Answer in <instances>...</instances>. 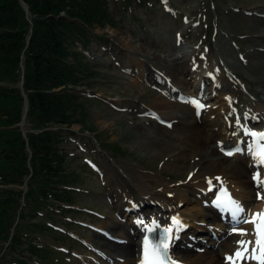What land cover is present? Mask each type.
<instances>
[{
  "label": "rangeland",
  "instance_id": "1",
  "mask_svg": "<svg viewBox=\"0 0 264 264\" xmlns=\"http://www.w3.org/2000/svg\"><path fill=\"white\" fill-rule=\"evenodd\" d=\"M105 1L112 20L102 22L100 25L95 24L91 29H87L90 41L84 46L86 49L79 43L77 47L75 46V50L83 53V60L88 62L95 73L87 77L84 85L79 88L84 90L82 93L85 95L94 94L99 101L92 100L87 107L89 115L86 124L94 132L82 130L81 124L77 123L63 131V133L75 132L71 134L73 136L70 139L71 143L64 146L68 147L73 156L71 163L76 165L80 189H84L83 191L87 193H83L85 196H76L75 207H78V213L66 215L65 223L61 221L54 223V226L59 229L68 228L67 234H71L73 239L59 234L38 237L39 242L46 243L57 250L60 247H66L67 251L75 253L73 258L67 251L65 254H55L54 257L60 260L53 262L54 264H94L95 261L106 264L102 260V255L110 254L106 249V243L124 245L113 238H117L118 232L123 231L126 239H134L127 227L126 218L120 215L122 214L120 209L123 206L127 207L125 203L127 198L132 201L139 200L141 178L145 177V180L152 184L151 196L155 199L162 200L167 196L164 187L186 189L190 202L183 203L181 206L179 204L178 210L181 211L185 207L190 209L196 206L194 189H198L200 181L203 182V178L196 180L192 177L191 179L189 173L207 175L208 172L219 173L226 169V165L218 168L217 160L222 155L219 150L207 159L200 158L199 152L195 150L196 142H193L192 151H186L189 161L193 163L192 166L179 173L173 169V165L168 164L172 162L169 155H164L165 152L161 151L159 155L153 157L152 149H162L167 146L159 139L175 134V128L181 136L187 138L194 135L197 130L193 126L192 118L189 119L187 116L184 118L177 111L175 113L180 118L169 119V115L173 116L171 113L168 116L164 115V118L160 116L171 123L167 126L160 123L159 119L147 116L145 113L141 114V110H136L139 106H145L148 110L152 109L151 101L155 95H158L154 88L145 86L139 77L144 69L146 79L153 82L152 72L150 74L152 67L159 68L168 74L167 69L172 67L170 69L174 70L179 78L187 79L191 83L188 86L181 83L179 88L182 90L189 88L188 91L192 92L190 87L193 82H196V75H187L190 61L188 63L185 59L195 55L196 58L193 59L195 63L207 64L206 67L210 64L214 70L218 66L222 70L223 82L225 78H231L228 80L231 86L224 88L220 100H227L222 97L223 93L229 92L232 93L235 105L238 106L237 96H239L241 104L239 105H244L243 108H246L251 105L246 103L253 100L264 89V79L258 71L252 69V65L241 66V60H246L247 53L252 49L249 39L255 33V25H258L254 17H260L256 14L255 8L264 10V0H161V3L159 0H149L147 5H139L137 1H134L127 9L121 7L119 0ZM263 26V23L259 24L261 33H264ZM186 53L189 55L183 58L182 55ZM135 63H142L143 69H139V65ZM128 67L132 70L127 71ZM134 67L137 68V72L133 71ZM137 80H141V85H136L139 84ZM171 102L183 107L180 103ZM202 103L205 104V101ZM28 126L26 122L25 134L28 133ZM20 129L22 130L21 127ZM78 132L81 134H77ZM94 135H98L102 142L115 143L122 152L117 154L110 149L102 150L94 140ZM236 137H239V130L232 135L231 143ZM211 143L214 145V141L211 140ZM236 157L224 163L231 164L237 159ZM78 161H80L79 164ZM190 169L191 172H189ZM188 184L191 185L187 187ZM10 187L18 191L24 190V187ZM120 194L127 197L121 199L123 202L119 203L118 207L116 199L120 197ZM250 194L252 195L251 190ZM168 198L173 199L171 195H168ZM134 203L132 202V206ZM55 218L60 219V216ZM69 220H72V223ZM131 221L132 219L130 223ZM208 221L207 219L204 222ZM204 222L198 221V223ZM191 227L193 231L206 229L196 223ZM231 237V234L227 237L221 236L208 248L213 250L218 264L226 262L221 253L222 243L232 244L234 240ZM81 242L85 245L84 248L80 246ZM2 244L0 243V246H3ZM181 251H183L181 253L185 252ZM187 254L199 253L193 249ZM8 259L13 260L12 257ZM4 261H0V264H9L7 259ZM46 263L51 264L48 260Z\"/></svg>",
  "mask_w": 264,
  "mask_h": 264
},
{
  "label": "trees",
  "instance_id": "2",
  "mask_svg": "<svg viewBox=\"0 0 264 264\" xmlns=\"http://www.w3.org/2000/svg\"><path fill=\"white\" fill-rule=\"evenodd\" d=\"M23 1L30 20L20 0H0V185L28 186L21 209L23 190L0 188V254L6 249L0 259L9 264H54L59 262L55 251L38 237L58 234L54 223H65L66 215L78 213L72 208L76 196L87 193L80 189L73 156L64 146L74 133L63 129L77 123L93 131L86 124L87 107L99 101L76 90L95 73L75 46L89 42L86 28L112 17L105 0ZM119 1L127 9L134 1L140 5L148 0ZM22 72L28 128L36 130L26 138L17 126L23 115ZM96 139L101 147L122 152L115 143L104 144L98 135Z\"/></svg>",
  "mask_w": 264,
  "mask_h": 264
},
{
  "label": "bare ground",
  "instance_id": "3",
  "mask_svg": "<svg viewBox=\"0 0 264 264\" xmlns=\"http://www.w3.org/2000/svg\"><path fill=\"white\" fill-rule=\"evenodd\" d=\"M255 11L258 15L261 14L264 16V10H259L255 8ZM254 18H256L255 20H257L258 25H255L256 26V30H254L255 33L252 34L249 39V44H251L252 49L251 51L247 53L248 58L246 60H241V64H242L241 66L247 64V66L249 67V65L250 66L252 65L251 66L252 69L258 71L259 75L262 76L264 79V33L259 32V29H260L259 24L261 25L263 23L264 25V18L262 17H254ZM188 55L189 53H186L182 55V57L185 58ZM194 58H196L195 55L190 56L189 58H186L185 60H188V63L189 61H191L193 63V66L194 65L199 66V63H195L193 61ZM135 65H139V69H143L144 67L142 63H135ZM206 65L205 64L202 65L200 63V69H201L199 73L200 77L204 76V74H206L207 72L208 73L214 72L216 73L217 78H215V80L212 81V83H215L218 81L223 82L221 79L223 77L222 70L218 66H216V69L214 70L210 64L207 67ZM170 68L172 67H169V69H167L169 71V74L168 72L166 73L172 77V80L174 79V83L179 87L181 83L185 84L184 81L186 82V80L184 78H179L174 72V70ZM189 68H188V71H189ZM202 71L205 73L202 74ZM227 80H230V78L224 79L225 87H228L230 85V83ZM136 85L139 86V84H136ZM214 86L216 85L214 84ZM217 88H220V87L216 86L215 88L211 85V87L208 88L211 92V96L209 99H211L212 97V98H215L216 100H209L208 102H211V104H209L211 107L209 109H206L203 107L202 111H199L200 109L198 105H194V106L182 105L183 107L186 108L185 109L183 107H179L173 104L171 101L168 102L167 100L161 98L158 95L154 96V99L151 101L150 106L153 109L157 110L162 115V117H164V115L168 116L169 113H171L173 116L169 115L168 116L169 119L170 118L171 119L180 118V116H178L175 113V111H177L180 113V115L182 114L184 118H186V116L189 119L192 118L193 126H195L197 132L194 135H191L190 137L187 138V137L181 136L176 131L177 129L173 125L175 128L174 129L175 134H172L171 136L170 134L169 136L166 135L164 136V139L162 140L159 139L161 143L162 142L166 143L167 146H165L162 149L161 148L152 149L153 151L151 152V154L153 155V157L159 155L161 151L165 152L164 155H169V158H171L172 163H168V164L173 165L174 167L173 169L179 173L185 168L189 169L193 164L191 161H189L188 153L186 152L187 150L192 151V147H193L192 145H194L193 142H196L195 150L199 152L200 158L207 159L212 153H217L216 152L217 150L221 148L229 147V140L231 139V136L234 133V129L238 127L240 128L241 123H243L244 129L251 131L252 129H257L253 125L252 126L250 125L251 121L255 119V121L260 123L258 129L263 130L264 128V109H263L264 106H262V104H264V89H262L260 93H258L254 97L253 99L254 101L251 99L250 101L246 103V104H251V105H248L246 106V109H243L242 106H240L239 108L238 106H234L235 104L233 103V101H231L232 98L231 100L226 101V102L220 100V95L222 94V91ZM237 100H238V96H237ZM173 106H176V107H173ZM245 117L248 118V121H245ZM198 122H200V124ZM235 123H236V127H235ZM192 138L194 139L192 140ZM236 139L237 138H235L234 143H237L239 140H241V137L237 141ZM211 140L214 141V145L213 143H211ZM248 142L250 143L251 141H248ZM233 157L237 158L234 162H232L231 164L224 163V162H228ZM250 161L253 163L259 162V160L254 156V154L250 150L247 151L245 158H243L239 154L221 155V158L217 160V163L219 164L218 168H222L223 165H226V169L224 171H221L219 173H216V172L206 173L209 176L205 174H201V173L200 174L196 173L195 175H193V179H196V180H199V179L201 180L203 178V182L200 181L198 184V189L196 190L194 189L195 197H196V206L190 209L188 207H185V209L181 211L180 210L178 211L177 209L178 205L180 203L187 204L188 202H190L186 194L187 193L186 189L181 188V187H172V188L164 187V191L167 194V196L162 200L155 199L154 197L151 196L153 194L152 184L149 181L145 180V177L141 178L142 179V182H141L142 184L140 188L141 191L138 195V199L140 201L135 202L127 198L125 202L126 204H131V206H132V202H135L133 207L138 206V204L141 205L144 201H146L145 203H147L148 204L147 206H149L150 205L149 203L152 202V206L153 208H155L154 209L155 211L145 212L143 215L142 213H139L138 215L140 217H138L136 220L132 219L130 224L135 223L134 228L137 229L138 233L141 232L142 234L144 232L146 233L150 231L149 228L151 226L152 227L153 226L156 227L160 225L170 226L173 230V234L176 235L178 234L180 227L178 225H174L173 224L174 221H172V225L170 224L173 218L178 217L182 220V222L186 221L190 223L192 226L195 223H198V221L204 222L207 219L212 220L216 218V215L214 214V212L208 208L209 204L207 200L204 198V196L209 195V194H206L207 193L206 189L209 186L208 182L211 181L210 178L212 177L214 178L215 181L222 183L224 186L229 187L230 190L233 191V194H235V196L241 200V203L247 206L248 209H247L246 215L249 217V219H255L256 213H264V199L259 192L260 191L259 182L263 178L262 175L264 172V166H263L264 164H260L259 169H257L254 172H251L248 167V165H251ZM189 172H191V169ZM257 176L259 177L258 179H257ZM162 185H164L163 182H162ZM190 185L191 184H188L187 187ZM251 188L253 189V192H255L256 194L255 197L250 194V190L252 191ZM168 195H171L173 199L171 198L169 199ZM123 197L126 198L127 195L120 194V197L116 199L117 204L119 203L122 204L123 200L121 199H123ZM252 199L255 200V202L252 203L253 201ZM119 206L120 204L118 205V207ZM129 211H131V209ZM217 226L218 225H214V227H217ZM218 230L221 233H223L224 231V229H222L221 227H219ZM242 231L246 232L247 234L240 235L239 233ZM117 237L124 241H127V243L124 245H118L116 243L110 244L111 242L106 243V249L109 251L108 253L112 255L111 256L112 259H114L117 264H140L141 262V252H140V247H139L141 245V243H139L140 239H138L137 241H135V238L126 239L125 233L123 231L118 232ZM231 238L234 240L232 244L227 245V242L222 243L223 250L221 253L223 254L224 259L227 260L225 264H230V261L227 259V257L237 251V249L240 247V245L237 244V241H240V240L253 241V244H249L246 246L247 251L242 253V257L250 256V252H251V255H254V256L259 255L258 248L255 254H252V249L257 240L256 225H254L253 223L251 222L244 223L239 228L234 229V233ZM186 239H190V238L182 236L181 240L177 242V244L182 248L183 246L188 248V245L191 244V242H187V244H183V241H185ZM173 244L174 243L172 242V245ZM212 245L214 244L212 243ZM195 246H198V244H196ZM225 247L226 249L224 250ZM193 249H196L197 253L199 254L189 255L187 254L189 249L188 250L186 249L184 250L185 251L184 253L179 252V255L174 257L176 262L178 264H218L217 260L215 259L213 250L206 249L205 251L204 250L200 251L198 248H193ZM234 260H235V264H258L256 258L242 259V258L234 257ZM252 260H254V262Z\"/></svg>",
  "mask_w": 264,
  "mask_h": 264
},
{
  "label": "snow or ice",
  "instance_id": "4",
  "mask_svg": "<svg viewBox=\"0 0 264 264\" xmlns=\"http://www.w3.org/2000/svg\"><path fill=\"white\" fill-rule=\"evenodd\" d=\"M245 134L250 135L255 140L260 141L261 143H257L256 147L253 149V146L249 144V150L253 151L254 156L259 160L261 164H264V133H256L249 131L245 129ZM238 151L240 149H237ZM226 154L232 155V151H228ZM259 177L257 176V179ZM219 179V178H217ZM211 183V181H209ZM220 203V202H218ZM226 207H230L234 209L233 215L236 216L239 213L243 212L244 209L234 200L231 199V197L227 198V201L225 203ZM256 218L255 219H249V217L246 215L243 218L239 219L237 223H253L256 225L257 229L259 231L257 232V240L254 244V247L252 249V254H255L257 251V248L259 249V256H254L250 255L248 257H242V253L247 251V245L253 244V241H244L240 240L237 241V244L240 245V247L237 249V251L230 256L227 257V259L230 261V264H235L234 257L236 258H242V259H247V258H256L259 262V264H264V213H256L255 214ZM257 220H259V223H257ZM168 231V230H165ZM240 235H245L247 234L246 232H240ZM145 248H144V254H145V259H144V264H165V259H167V244L164 239H160L159 243H157L154 247L151 248V253L154 257V259H148L149 255V246L151 242L146 239L145 242ZM171 264V262H170Z\"/></svg>",
  "mask_w": 264,
  "mask_h": 264
},
{
  "label": "water",
  "instance_id": "5",
  "mask_svg": "<svg viewBox=\"0 0 264 264\" xmlns=\"http://www.w3.org/2000/svg\"><path fill=\"white\" fill-rule=\"evenodd\" d=\"M20 2L22 4V6H23V9H24L26 15L28 16L29 15V11H28L27 5L25 4V2L23 0H20ZM22 84H23V79H21V81H20V87H21L22 95L24 97V112H26L27 111V98H26L25 92L22 89ZM25 118L26 117L24 115L23 118H22V120H21V123H20V127L22 128L23 135H25V132L24 131H26L25 128L22 127L24 125V123H25ZM28 150H29V148H28ZM25 191H26V189H25Z\"/></svg>",
  "mask_w": 264,
  "mask_h": 264
}]
</instances>
